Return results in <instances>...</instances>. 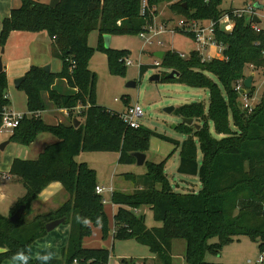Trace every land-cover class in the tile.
Wrapping results in <instances>:
<instances>
[{
    "label": "trees",
    "instance_id": "16d2710c",
    "mask_svg": "<svg viewBox=\"0 0 264 264\" xmlns=\"http://www.w3.org/2000/svg\"><path fill=\"white\" fill-rule=\"evenodd\" d=\"M221 1L148 0V8L141 15L140 0H60L53 9L39 0H20V6L2 20L0 48L11 32H46L52 40V56L60 60L61 69L47 74L41 67L31 66L18 86L26 96L27 115H22L8 141L28 146L39 134L48 133L56 142L46 146L34 160L11 161L8 173L22 183L25 194L7 217L0 215V248L4 250L0 264L19 252L29 257V246L47 234L45 224L61 218L62 224L69 226L67 244L61 250V258H51L48 264H107L106 248L83 246L92 227L99 226L104 238L108 226L101 196L95 193V171L85 163H76L75 157L80 151L117 153L118 164L131 165L135 163L132 154H145L152 137L172 144L174 150L157 164L145 161L146 173L142 177L127 176L134 185L132 193L112 192L111 201L116 208L112 238L133 239L148 249L155 264H174L171 245L177 239L185 241V264H210L204 261L206 253L217 255L239 237L249 238L260 253L264 251V90L251 112L246 113L245 109L243 113L237 101L240 96L234 89L238 81L245 79L246 66L255 70L264 67V31L255 33L243 17L234 18L230 33L216 25L214 39L223 47L221 59L203 62L195 51L185 58L175 51H164L160 67L175 71L177 77L168 78L169 73H161L159 82L208 91L206 110L198 102L174 108L175 116L191 118L200 126L195 130L178 124L176 132L186 136L181 142L143 126L128 128L116 112L98 105L96 75L88 66L93 51L87 43L90 31L98 32V46L107 54L109 73L123 74V60L129 52L105 48L103 36L145 32L153 24L160 5H166L171 14L185 22L218 21L223 15ZM176 33L193 39L187 31ZM148 68L140 66V76ZM56 81H64L68 91L62 93L53 88ZM252 90L253 86L247 90L248 96ZM6 91L7 79L1 71L0 127L3 111L10 105ZM45 93L55 109L68 113L67 124L52 125L42 120ZM74 118L81 120L76 128L72 125ZM230 121L236 131L231 130ZM209 124L216 135L222 136L220 139L210 134ZM177 149L176 172L197 177L201 184L197 193L175 192L164 173L168 158ZM52 182L61 184L68 199L55 211L26 221L31 203ZM22 205L25 210L18 223H10L9 218ZM141 207H149L158 227L145 226L144 217L138 215ZM214 238L216 243L210 244ZM120 263L131 264L124 259ZM28 264L42 262L29 257Z\"/></svg>",
    "mask_w": 264,
    "mask_h": 264
},
{
    "label": "rangeland",
    "instance_id": "374dc122",
    "mask_svg": "<svg viewBox=\"0 0 264 264\" xmlns=\"http://www.w3.org/2000/svg\"><path fill=\"white\" fill-rule=\"evenodd\" d=\"M40 2L47 3L49 0H39ZM257 1V0H256ZM264 7V0H259ZM252 0H222L220 10L223 13L230 11L231 9H239L247 3H252ZM156 7V16L154 21L166 26H172L180 19L179 17L171 18L165 15L169 13L167 8L160 10V16L158 17V10L162 8ZM159 18L158 20L156 18ZM153 21V23H154ZM104 37V36H103ZM88 46L93 49L89 59V70L96 75V103L100 106L111 110L116 113L124 111L127 106L138 105L141 107L143 115L137 122L140 126L146 127L159 134H163L171 139L179 142L183 141L186 136L176 132L175 127L182 123V119L175 116L172 112L167 113L165 109L172 107L173 109L184 104L189 103H202L205 110L208 106V91L205 89L190 88L180 84H168L159 81H150V78L154 75H160L161 73H169L170 70L161 68L160 66L154 67V61L157 59L154 57L156 52H164L167 50H174L179 54L187 56L190 51L195 48L192 40L179 33L165 32L153 39L151 45H145L139 35H124V36H111V41L108 49L112 51L126 50L129 52V59L132 62L131 65L126 66L123 74L111 75L108 70L107 54L104 50L99 49V36L97 31H90L87 35ZM160 43V44H157ZM53 71L57 70L59 60L52 58ZM123 64V62H122ZM149 67L145 73L140 76L139 67ZM243 73L248 77H253V89L251 92V98H248V104L253 109L260 101L262 92L264 90V73L252 70L250 66H246ZM212 80L215 78L208 75ZM11 87L14 88V80L10 81ZM133 82L135 87H127V84ZM222 90V88H221ZM8 93V90L7 92ZM223 95L224 91L222 90ZM249 95V96H250ZM16 100V98H15ZM126 100V103H124ZM241 112L249 113L242 106V99H237ZM21 103L16 100L14 104ZM19 105V104H18ZM245 110V111H244ZM76 113V112H75ZM56 117L43 115V119L48 124H57L58 121L66 124L69 122L68 113L55 112ZM78 121H81L78 118ZM197 123L196 121H194ZM198 124V123H197ZM230 127L232 131H236L230 121ZM210 134L220 139L222 136L216 135L213 132L212 125L209 124ZM0 136L4 137L8 133L7 131L0 132ZM49 136V135H47ZM198 159H201L198 143L194 139ZM174 146L170 143L162 141L158 138L152 137L149 141V147L145 153L146 161L151 163H159L163 161L172 151ZM7 156L3 155V160L0 163V176H9L6 171ZM76 163H85L90 169L95 171V183L97 186L105 188V192L102 194L101 199H104L103 209L107 217L108 232L103 238L101 229L99 226L92 227L91 234L83 239L84 245L87 243H93L98 247H105L109 252V259L107 264H119L122 259L130 262L131 264H143V259L149 260L152 255L148 252V249L138 244L133 239L126 240H114L112 238V216L114 212V206L111 201L112 192H120L130 194L134 190V185L128 175H134L135 177H142L146 173L145 165H137L136 163L131 165L118 164V156L116 153H104V152H85L80 151L75 157ZM179 162L178 149L173 155H171L164 168V173L173 186V190L179 193H197L201 189V184L197 177L182 176L177 174L176 169ZM6 164V165H5ZM10 177V176H9ZM23 194L22 185L17 186L14 180L6 181L0 180V192H4V199L0 203V210H5L8 206L13 204V199L18 194V189ZM176 187V188H175ZM111 188V190H110ZM60 196H56L53 199V204L56 206L61 205L62 201L66 200L67 193L61 192ZM21 194V193H20ZM22 196V195H19ZM55 208L54 205H52ZM49 208V207H48ZM35 209V210H34ZM32 208V213L37 212V208ZM46 210L44 212H47ZM41 212V211H40ZM138 215L144 217L145 226L150 229L152 227H158L160 224L156 223L152 218V212L149 207H141L138 210ZM31 216V215H30ZM29 217V216H28ZM27 217V218H28ZM28 219H26L27 221ZM60 225L58 228L63 227ZM216 239H211L210 244L216 243ZM66 246V245H65ZM61 248L54 256L57 259L61 258ZM185 251V241L181 239L173 240L171 245V256L174 264H185L183 255ZM264 253V251L262 252ZM257 249V244L252 242L247 237H239L234 241L225 245L217 255L206 253L204 261L210 264H255L256 260L262 255ZM263 260L260 264H264ZM145 262V263H146Z\"/></svg>",
    "mask_w": 264,
    "mask_h": 264
},
{
    "label": "crops",
    "instance_id": "0c3cea01",
    "mask_svg": "<svg viewBox=\"0 0 264 264\" xmlns=\"http://www.w3.org/2000/svg\"><path fill=\"white\" fill-rule=\"evenodd\" d=\"M255 2L261 4V2L259 0L255 1ZM255 2H253V3H255ZM19 6H20V0H0V30H1L2 20L9 16L10 11L12 9L18 8ZM162 6H161L162 8H159V10H158V17L160 16V10H165L164 8H167L166 5H162ZM263 9H264V7L262 5V8L260 10H263ZM168 16L171 18L176 17L173 14H171L170 12L165 15V18ZM158 17L156 18L157 20L159 19ZM160 22H161V20L158 22L154 21V24H159ZM103 41H104V38H103ZM110 41H111V36H109V44H110ZM192 42H193V40H192ZM51 44H52V40L48 37L46 32L29 33V32H22V31H14V32H11L9 34V36L7 37L4 47L0 48V59H1V63H2V71H4L6 79H7L8 93H6V97L10 102L8 110H10L12 113H16V114H20V115H27V108H26V96H25V94L22 91H19L17 88L11 87L10 81L15 80V79L20 78V77H23L25 72L31 66H38V67L42 68L45 65H49L50 66V72L57 73L60 71L61 62L59 59H58L59 65H57V70L53 71V67H52L53 63L51 60L54 57L52 56V53H51ZM109 44H108V46H109ZM1 50H3L2 53H1ZM171 51H174V50H171ZM192 51H195V48H193L190 52H192ZM212 52H214V51H212ZM214 59H221V55L216 56ZM53 88H55L56 90H58L62 93L65 91H68L64 81H56L55 84L53 85ZM15 98H16V100L21 101V103H18L19 105L14 104L16 102ZM43 100L45 101V104H46V110L40 114V117L42 118L43 121H44L43 115H45V114H47L48 116L50 115L52 117H56L54 115V113L57 111L66 113L65 110L55 109L51 105V103L48 102L46 93L43 94ZM129 106H127V107H129ZM76 111H77V109L75 110V112ZM45 123H47V122H45ZM57 123H61V121H58ZM47 135H49V136H47ZM3 136L4 137L0 136V143L8 141L10 134L6 133V135H3ZM55 142H56V138L54 136H52L51 134H48V133L39 134L35 138V140L28 146L17 145V144H14V143H11L8 141V144L5 146L4 150L0 153V163L3 160V155L7 156L8 158L6 161V164H7L6 171H8L10 164H11V161L14 158H19V159H24V160H34L40 155V153L43 151V149L46 146H48L52 143H55ZM117 156H118V154H117ZM145 161H146V156H145ZM8 175L10 176V177L8 176L9 177L8 179L6 178L7 176H0V180H6L8 182L14 180V182H16L17 186H19V184L22 185V183L17 178L11 176L9 173H8ZM22 188H23V194H22L20 187H19V189L17 190L18 194H16L17 196H15V198L13 199V202H12L13 204H11V206H8V208H6L5 210H3V209L0 210V215H2L4 217H7L9 215V211L13 207V205L16 203V201L25 194V189L23 186H22ZM63 191H64L63 187L58 182H52L49 185H47L41 191V193L37 196V199L31 203V213H30L31 216L29 215V217L27 218L28 219L27 221H30L32 218H34L37 215H44V214H47L49 212L55 211L60 205L56 206L55 204H53L52 203L53 199L56 196H60V194H62L61 192H63ZM19 195H22V196H19ZM66 197H67L66 198V200H67L68 194ZM2 199H4V192L2 193V191H1L0 192V203L2 202ZM65 201H62L61 203L63 204ZM52 205H54L55 208H51V207H53ZM0 207H1V205H0ZM35 207L37 208L36 209L37 212L32 213V208L34 209ZM46 210H49V211L44 212ZM115 212H116V208L114 206L113 216H114ZM113 216H112V218H113ZM58 227L55 228L53 231L47 233L44 237L34 241L29 246L28 254H29V257L31 259L37 260L44 255H49L51 258L57 259V258H55L54 255L56 253H58V251L61 248L65 247V245L67 244L68 232H69V226L68 225H64L61 228H58ZM112 232H113V221H112ZM84 243L85 242H83L84 247L98 248V246L93 244V243H87V245H84ZM102 248H105V247H102ZM3 251L4 250L0 248V253ZM153 259H154L153 256L149 259L151 261L150 263L146 262L147 259H143V261L146 262V263L143 262V264H155ZM20 263H21L20 261L15 260L13 258L11 260L4 261L2 264H20ZM119 264H121V263H119Z\"/></svg>",
    "mask_w": 264,
    "mask_h": 264
},
{
    "label": "built area",
    "instance_id": "2783aa9c",
    "mask_svg": "<svg viewBox=\"0 0 264 264\" xmlns=\"http://www.w3.org/2000/svg\"><path fill=\"white\" fill-rule=\"evenodd\" d=\"M148 0H140V14L143 15L145 13V10L148 8ZM254 3H247L243 7L239 9H232L230 13H223L220 19L218 21H203V22H185L183 19H178L174 25L172 26H166L163 23L159 24H152L151 26H148L146 28L145 32H142L139 34V37L141 40L144 42L145 45H151L153 39L157 38L161 34L165 32H171V33H176V31H187L188 33H191L193 35V42L195 44V52L198 54L200 57L201 61H210L214 59L216 56L221 55L222 58V51L223 47L218 45L215 42L214 39V30L216 28V25L218 27L226 32L230 33L233 29L234 26V18H245L246 22L250 24V28L255 32V33H261L264 31V9H256L253 5ZM256 17L259 22H253L252 18ZM160 44V43H157ZM214 52H212V51ZM264 57V52L262 53ZM181 58H185L184 55L179 54ZM124 65L128 66L131 65L132 62L130 61L129 57L125 58L123 60ZM160 66V62L157 59L154 61V67ZM252 70V66H250ZM258 72H263L264 73V67L256 69ZM245 75V74H244ZM247 76L245 75V78ZM253 81V77H252ZM253 86L251 82V87ZM250 87V88H251ZM243 88V80L238 81L234 87L235 91L238 92ZM249 90V89H248ZM240 98L242 99V106L244 109L247 111L251 112L252 108L248 104V98L250 99L251 97L248 96L247 90L245 93L240 95ZM119 116V119L126 125V127L131 128V129H137L140 125L137 122V120L142 117L143 112L140 106L134 105V106H129L127 107L124 111L117 113ZM22 115L12 113L10 110L7 108L4 109L3 114H2V123L0 127V132L2 131H7L10 135L15 129L19 121L21 120ZM7 179L9 178L8 176L6 177ZM111 190V188H110ZM105 192V189L101 186H96L95 187V193L97 195L102 196V194ZM102 204L105 202L104 199H101ZM260 255L258 259L256 260L255 264H260L263 260V256ZM73 264H78L76 261L73 262ZM248 264H251L250 261H248Z\"/></svg>",
    "mask_w": 264,
    "mask_h": 264
},
{
    "label": "water",
    "instance_id": "95a60500",
    "mask_svg": "<svg viewBox=\"0 0 264 264\" xmlns=\"http://www.w3.org/2000/svg\"><path fill=\"white\" fill-rule=\"evenodd\" d=\"M60 0H49L48 2V7L53 9L57 6V4L59 3ZM254 7L256 9H261L262 5L255 2ZM253 22L258 23L259 20L256 17L252 18ZM104 47L108 48V44H109V36L105 35L104 37ZM3 52V50H1V53ZM154 57L158 60H161L163 57V52H156L154 54ZM42 70L44 73H50V66L49 65H45L42 67ZM2 71V63H1V59H0V72ZM168 78H173V77H177V73L175 71H170L168 76ZM24 80V77H20L14 80V87L18 89L19 84ZM159 80V75H154L150 78V81H158ZM251 82H252V76H248L243 80V88L239 91V94L242 95L243 93H245L246 90L250 89L251 87ZM127 87H135V83L130 82L127 84ZM174 109L172 107H169L168 109H165V111L167 113H171ZM182 123L185 124L186 126H192L195 130H199L200 126L196 123L193 122V119L191 118H182ZM72 125L74 128H76L79 125V121L77 119H72ZM8 144V141L2 142L0 143V153L4 150L5 146ZM133 158L135 159V163L137 165H144L145 162V154L142 153H133L132 154ZM25 210V206L22 205L20 206L15 212L14 214L9 218V222L12 224H17L22 213ZM64 219H56L53 221H50L48 223L45 224V231L47 233L53 231L55 228H57L58 226H60L63 223Z\"/></svg>",
    "mask_w": 264,
    "mask_h": 264
},
{
    "label": "clouds",
    "instance_id": "9594fccd",
    "mask_svg": "<svg viewBox=\"0 0 264 264\" xmlns=\"http://www.w3.org/2000/svg\"><path fill=\"white\" fill-rule=\"evenodd\" d=\"M14 259L20 261L21 264H28L29 257L24 255V253L19 252V253L16 254ZM50 259H51V257L49 255H44V256L40 257V260H41L42 264H48Z\"/></svg>",
    "mask_w": 264,
    "mask_h": 264
}]
</instances>
